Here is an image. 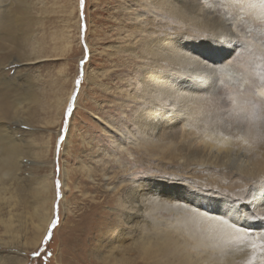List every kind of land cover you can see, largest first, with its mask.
Instances as JSON below:
<instances>
[{
  "label": "rangeland",
  "instance_id": "obj_1",
  "mask_svg": "<svg viewBox=\"0 0 264 264\" xmlns=\"http://www.w3.org/2000/svg\"><path fill=\"white\" fill-rule=\"evenodd\" d=\"M158 1L0 0V21L21 8L30 23L26 43H0V91L39 101L31 124L6 122L37 153L11 182L2 215L22 243L0 228L2 264H264V0ZM156 44L187 56L177 93L208 90L191 101L201 123L146 94L169 66ZM216 116L251 176L205 162Z\"/></svg>",
  "mask_w": 264,
  "mask_h": 264
},
{
  "label": "bare ground",
  "instance_id": "obj_2",
  "mask_svg": "<svg viewBox=\"0 0 264 264\" xmlns=\"http://www.w3.org/2000/svg\"><path fill=\"white\" fill-rule=\"evenodd\" d=\"M159 3L161 5H166L168 3V0L166 1L162 0ZM258 10H259V15H264L263 7H258ZM5 16L6 14H4V16L2 17H5ZM27 17H29V13L27 14L20 8L14 14L13 20L10 17V20L8 18L7 20L0 21V43L4 41L6 34H8L11 30H15V33H17V35L20 36V39L22 40V42L26 43L29 40V37H28L29 29L28 28L30 26V23L26 19ZM16 38L17 37H14L13 41L11 42L10 47H12L14 51H17L20 53V51H24V48H21V46H19L18 48V40L16 41ZM155 46H158V44L150 45V47H148V51L151 52V54L154 53L155 56L159 55V57L154 58L155 62H157L158 60L160 61L164 60L165 62H169L168 63L169 66L166 71L157 70V72H159L161 75H159L157 79L156 77L158 75L156 76L154 75L156 79V81L154 79V83H153L154 89L153 90L146 89L147 91L146 94L149 96L150 101H153L154 99H156V101H158L156 103L157 105L175 106L178 109L179 107H181L180 111L185 109L184 110L185 117L183 116L180 117L178 115L181 118L180 121L178 122L179 123L181 122V124H183L185 120L189 121L190 119H194V118L197 119V117L199 119V123H201V119L199 117L201 115V112L198 110L196 111V108L195 110L193 109V104L191 101L197 98L198 95H201V94L207 95L208 90L205 87H203L200 91H197L195 93L193 90H190V86H186L184 88L181 87L182 89H185L183 93H177L174 90L173 86L170 85L169 78L167 77L168 76L170 77V74H171L170 72H172L170 68L173 69L175 66H177L175 57L185 58L187 56H185L182 53H180V55L179 53L176 54L174 50L175 47L173 45L167 46L161 54H158L156 52L157 50L155 49ZM155 52L157 54H155ZM24 61H25V64L27 63L29 64L31 62V60H29V57H27ZM2 64H3V60L0 59V66H2ZM10 87L11 86L5 88V90L3 89L2 91H0V228L1 229L3 228L2 229L3 232L10 234L8 238L11 239L12 241L11 243L18 246L17 245L18 242L16 241V238L21 233V230L23 229V227L21 226L19 229H17L15 227L14 219L12 217H9V219H4L2 212L5 209H11L13 207L14 199L12 198L13 200L12 202L9 199H7V196L11 193L10 191L13 185L11 182L14 183V182L22 181L21 174L24 171V169H26L27 166L34 164L32 159L31 161L26 160V159H29L27 157L28 156L30 157L31 153L32 154L33 152L37 153V150L32 149V148L31 150L28 146L27 148L29 152L25 153V150H27V148L25 147L26 140L24 141V139H21L17 135V131L14 130L13 127H11V124L9 123L7 124L6 122L13 121L14 123H17V126L22 121L27 125L31 124L32 122H34V120H36L37 109H38L37 103L39 101L37 100L36 96L31 93L23 92L22 94H19V95H13V94L11 95L10 89H8ZM244 96H242V98L245 100ZM235 101H236V98H235ZM178 104H182V105H178ZM233 118L234 119H230V120L232 121L234 126L238 127L240 125L239 117L233 116ZM224 121H228V120L220 121L219 117L216 116L213 120H206L203 122L204 123L203 126L205 127L200 132V136H198V140H197L198 141L197 145L199 146V150L204 156L205 162L207 164H210L211 166L226 167V168L232 169L233 172H244L245 171L248 176H251L252 173L255 171V166L251 165L248 167L247 163L244 161L245 153H243L241 149H239L238 151L230 150L227 139H224L225 136L223 137L225 133L224 132L225 129L229 130L228 126L226 125ZM35 156L37 157L38 154H36ZM31 167H34V166H31ZM22 185L24 186V183L21 184L20 186L22 189H24ZM25 193L22 192L20 194L21 197L24 199V203H25ZM29 194L30 195L28 197L32 198L33 194L32 195L31 193ZM257 204L259 206H264V194L258 197ZM225 209L226 208L223 206L221 208V211L223 212L225 211ZM12 213L10 212L11 215ZM12 231L14 233H12ZM15 232H18V234L16 235ZM37 240H36V244H37ZM1 241H3V239L0 238V242ZM21 243L22 242L18 244L20 245ZM33 244H35V242ZM0 264H2L1 259H0Z\"/></svg>",
  "mask_w": 264,
  "mask_h": 264
},
{
  "label": "snow or ice",
  "instance_id": "obj_3",
  "mask_svg": "<svg viewBox=\"0 0 264 264\" xmlns=\"http://www.w3.org/2000/svg\"><path fill=\"white\" fill-rule=\"evenodd\" d=\"M81 3H83V0H81ZM83 63V62H82ZM77 83L79 84L80 82L77 81ZM71 114V109L69 110V115Z\"/></svg>",
  "mask_w": 264,
  "mask_h": 264
}]
</instances>
